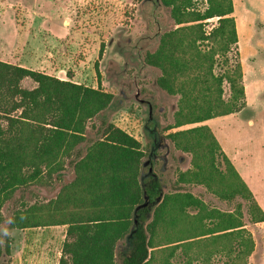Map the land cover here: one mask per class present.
I'll use <instances>...</instances> for the list:
<instances>
[{"label": "trees", "instance_id": "trees-1", "mask_svg": "<svg viewBox=\"0 0 264 264\" xmlns=\"http://www.w3.org/2000/svg\"><path fill=\"white\" fill-rule=\"evenodd\" d=\"M159 2L169 9L174 28L159 36L144 62L159 71L156 86L177 98L173 123L165 130L200 124L166 135L175 149L191 155V169L179 173L177 182L202 186L221 201L240 198L248 221L264 222V211L202 124L245 105L232 0ZM95 70L98 75L97 63ZM24 78L35 87L22 88ZM112 99L99 85L0 61V226L2 207L17 191L51 186L52 176L59 181L67 164L72 177L55 196L13 210L8 224L18 230L66 226L57 264H192V249H206L203 260L223 253L225 264H247L254 242L240 203L220 211L189 192L162 194L153 172L140 179L145 157L140 142L112 122L91 125L95 137H88V125ZM216 154L223 169L215 164ZM3 240L0 257L10 253V237ZM124 242L128 248L121 251ZM179 248L187 259L173 263Z\"/></svg>", "mask_w": 264, "mask_h": 264}, {"label": "rangeland", "instance_id": "rangeland-1", "mask_svg": "<svg viewBox=\"0 0 264 264\" xmlns=\"http://www.w3.org/2000/svg\"><path fill=\"white\" fill-rule=\"evenodd\" d=\"M232 3L245 105L239 112L202 124L209 127L264 211V0ZM173 28L169 9L159 0H0V61L93 88L99 85L112 94L110 106L88 125V137H95L91 125L97 128L102 121L112 122L140 142L145 153L140 179L147 170L153 172L162 185V194L189 192L208 208L220 211H233L240 203L245 229L254 242L247 264H264V222L248 221L246 202L240 198L221 201L202 186L177 182L179 173L191 169V155L175 149L166 135L200 124L165 130L173 123L177 98L156 86L159 71L144 62L145 53L156 48L159 36ZM229 57L232 61L233 56ZM35 85L28 78L20 82L25 89ZM228 96L225 84L224 98ZM215 164L223 169L218 154ZM58 175L59 181L52 176L51 186L19 190L3 205L0 248L4 235L10 237L11 245L9 255L2 254L0 261L57 264L66 226L18 230L8 224L13 210L53 198L57 188L71 179V167L66 164ZM187 213L193 215L195 210L188 209ZM127 248L126 242L120 245L121 251ZM205 251L192 249V264L226 263L223 253L203 260ZM186 259L179 248L170 261L183 263ZM116 264H120L118 260Z\"/></svg>", "mask_w": 264, "mask_h": 264}, {"label": "crops", "instance_id": "crops-1", "mask_svg": "<svg viewBox=\"0 0 264 264\" xmlns=\"http://www.w3.org/2000/svg\"><path fill=\"white\" fill-rule=\"evenodd\" d=\"M60 255H61V252H60V253H58V259H57V263H58V260H59V257H60Z\"/></svg>", "mask_w": 264, "mask_h": 264}]
</instances>
